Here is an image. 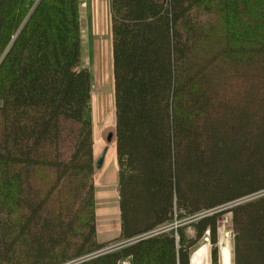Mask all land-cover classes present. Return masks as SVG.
Here are the masks:
<instances>
[{
    "label": "trees",
    "instance_id": "obj_1",
    "mask_svg": "<svg viewBox=\"0 0 264 264\" xmlns=\"http://www.w3.org/2000/svg\"><path fill=\"white\" fill-rule=\"evenodd\" d=\"M81 4L0 0V264H190L207 231L219 264L227 212L234 264H264V195L218 210L264 190V0H111L119 239L178 225L105 252Z\"/></svg>",
    "mask_w": 264,
    "mask_h": 264
},
{
    "label": "rangeland",
    "instance_id": "obj_2",
    "mask_svg": "<svg viewBox=\"0 0 264 264\" xmlns=\"http://www.w3.org/2000/svg\"><path fill=\"white\" fill-rule=\"evenodd\" d=\"M110 5L111 0H82L81 4L82 56L79 66L88 68L91 73L92 98L90 113L93 120L95 161L104 148L108 147L102 167L100 169L95 168L94 174L96 227L97 230L99 227L101 232L105 230L108 236L103 234L102 240L108 241L102 242L106 246L99 252L116 249L126 242V240H120V236L111 238L112 235H120L121 216L120 203L117 196L119 174L115 145L116 116ZM245 92V100L250 113L260 110L263 105L261 99L264 98V84L252 72L248 73L246 78ZM109 133H112L110 141H108ZM262 195H264V190L227 203L218 208V210H226L236 204L244 203ZM213 212L210 211L207 214H212ZM203 213L205 214L206 212ZM197 215L201 216L202 213ZM199 216L189 218L188 222L196 220ZM175 223L171 225H175ZM171 225L160 227L167 229ZM218 225V241L216 246L219 250V264H227L226 255L228 252H230L231 264H234L235 230L231 214L229 212L225 213L220 218ZM187 234L190 237H196V232L192 227H188ZM208 236L209 234H205L191 248L190 259H192V262L195 256L196 260L199 261L201 259V255L197 256L196 254L201 248L206 247L211 263L212 244ZM98 237L100 241V235Z\"/></svg>",
    "mask_w": 264,
    "mask_h": 264
},
{
    "label": "bare ground",
    "instance_id": "obj_3",
    "mask_svg": "<svg viewBox=\"0 0 264 264\" xmlns=\"http://www.w3.org/2000/svg\"><path fill=\"white\" fill-rule=\"evenodd\" d=\"M196 255L197 256L201 255V259L198 261V260H196V256H195L193 262L191 259V264H209V260H208L209 259V253H208L206 247L201 248L200 251H198ZM230 258H231L230 252H228V254L226 255L227 264H231Z\"/></svg>",
    "mask_w": 264,
    "mask_h": 264
},
{
    "label": "water",
    "instance_id": "obj_4",
    "mask_svg": "<svg viewBox=\"0 0 264 264\" xmlns=\"http://www.w3.org/2000/svg\"><path fill=\"white\" fill-rule=\"evenodd\" d=\"M111 138H112V133H109L108 141H110ZM107 151H108V147H105L102 153L100 154V156L98 157V159L95 161L94 166L96 169H100L102 167Z\"/></svg>",
    "mask_w": 264,
    "mask_h": 264
},
{
    "label": "crops",
    "instance_id": "obj_5",
    "mask_svg": "<svg viewBox=\"0 0 264 264\" xmlns=\"http://www.w3.org/2000/svg\"><path fill=\"white\" fill-rule=\"evenodd\" d=\"M81 2H82V0H81ZM84 2V1H83ZM87 2V1H86ZM116 145V144H115ZM118 174H119V166H118ZM118 182H119V180H118ZM117 196H118V199H119V203H120V196H119V187H118V191H117ZM120 216H121V212H120ZM104 232V233H103ZM103 232H101L100 230H99V227H98V230H97V238L99 239V237H98V235H100V241L99 242H105V241H108V240H102V236H104V235H106L107 236V233L105 232V230L103 231ZM104 234V235H103ZM120 234H121V231H120ZM117 236H120L119 234H116V235H112L111 236V238H115V237H117ZM108 237V236H107ZM110 237V236H109ZM133 239H135V238H133ZM133 239H130V240H133ZM130 240H126V242H128V241H130ZM123 241H125V240H123Z\"/></svg>",
    "mask_w": 264,
    "mask_h": 264
},
{
    "label": "built area",
    "instance_id": "obj_6",
    "mask_svg": "<svg viewBox=\"0 0 264 264\" xmlns=\"http://www.w3.org/2000/svg\"><path fill=\"white\" fill-rule=\"evenodd\" d=\"M83 5H85V4L83 3ZM207 213H210V211H206L205 214H207ZM202 215H204V213H202ZM195 216H199V215H195ZM195 216H194L193 218H195ZM177 225H178V223L176 222L175 225H174V227H177ZM159 230H160V229L154 230V231H152V232H150V233H148V234H145V235H142V236L136 237V238L133 239V240H136V239H138V238H140V237H144V236H148V235L155 234V233L159 232ZM207 234H208V231H207ZM133 240H130V241H133ZM208 260L210 261V259H208ZM77 261H78V260L70 261V262H67V263H64V264H75ZM121 264H129V263H128V262H123V263H121ZM190 264H191V259H190ZM210 264H211V263H210Z\"/></svg>",
    "mask_w": 264,
    "mask_h": 264
}]
</instances>
